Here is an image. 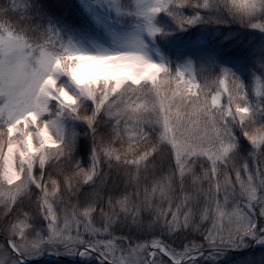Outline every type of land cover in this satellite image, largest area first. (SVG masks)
I'll list each match as a JSON object with an SVG mask.
<instances>
[{
  "label": "snow or ice",
  "instance_id": "6c2138e0",
  "mask_svg": "<svg viewBox=\"0 0 264 264\" xmlns=\"http://www.w3.org/2000/svg\"><path fill=\"white\" fill-rule=\"evenodd\" d=\"M71 7L0 3V264H264V0Z\"/></svg>",
  "mask_w": 264,
  "mask_h": 264
},
{
  "label": "trees",
  "instance_id": "16d2710c",
  "mask_svg": "<svg viewBox=\"0 0 264 264\" xmlns=\"http://www.w3.org/2000/svg\"><path fill=\"white\" fill-rule=\"evenodd\" d=\"M4 0H0V3H3ZM44 3H46L53 11H55L57 14H67L68 16H71L74 9L71 7L77 3V0H43ZM225 33L224 35H226ZM201 35L199 30H193L189 31L183 35H177L172 38L171 41L165 43L161 42L160 47L161 50L168 55L170 58H172L174 61L177 57L176 47L177 45H188L192 41L197 40V38ZM224 35H213L211 32L205 34V41L207 44V47L216 50L217 52L221 53V55H230V56H237L239 55L243 49L244 45L247 43V40L251 39V37H241L237 36L233 39H224ZM172 45V46H170ZM186 53L188 52H194L196 49L194 48H186L184 49ZM261 249H257L250 253H242V254H232L228 259H226L223 264H230V261L232 260H239L241 257L253 254L256 256H259ZM64 256V255H62ZM68 257V256H66ZM34 264H78L68 261H60L57 259H47L43 261H39ZM93 264H96L94 261Z\"/></svg>",
  "mask_w": 264,
  "mask_h": 264
},
{
  "label": "water",
  "instance_id": "95a60500",
  "mask_svg": "<svg viewBox=\"0 0 264 264\" xmlns=\"http://www.w3.org/2000/svg\"><path fill=\"white\" fill-rule=\"evenodd\" d=\"M251 250L249 249V250H244V251H241V252H238V253H233V254H242V253H247V252H250ZM44 259H46V258H44ZM59 259L60 260H62V261H68V262H77L78 260H72V259H69V258H67V257H59ZM43 260V258H40V259H35V260H30L29 262H28V264H34V263H37L38 261H42Z\"/></svg>",
  "mask_w": 264,
  "mask_h": 264
},
{
  "label": "rangeland",
  "instance_id": "374dc122",
  "mask_svg": "<svg viewBox=\"0 0 264 264\" xmlns=\"http://www.w3.org/2000/svg\"><path fill=\"white\" fill-rule=\"evenodd\" d=\"M69 257V256H68ZM70 258H74V257H70Z\"/></svg>",
  "mask_w": 264,
  "mask_h": 264
}]
</instances>
